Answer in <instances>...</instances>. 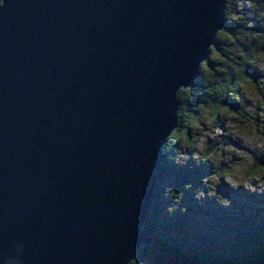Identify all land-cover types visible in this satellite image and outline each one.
<instances>
[{"label":"water","instance_id":"water-1","mask_svg":"<svg viewBox=\"0 0 264 264\" xmlns=\"http://www.w3.org/2000/svg\"><path fill=\"white\" fill-rule=\"evenodd\" d=\"M222 3L4 0L0 264H122L150 245L173 93Z\"/></svg>","mask_w":264,"mask_h":264},{"label":"clouds","instance_id":"clouds-1","mask_svg":"<svg viewBox=\"0 0 264 264\" xmlns=\"http://www.w3.org/2000/svg\"><path fill=\"white\" fill-rule=\"evenodd\" d=\"M221 14L224 23L214 28L211 39L204 45L192 83L179 84L173 93L174 121L159 144V153L165 161L177 166H184L189 160L196 166L209 165L194 187L191 180L185 181L182 189L157 183L158 197H171L164 209L169 214L178 205L181 212L186 211L181 200L183 192L189 189L193 199L215 197L225 207L232 201L217 191L221 183L234 191L243 188L264 194V168L257 167L254 158V155L264 157V0H223ZM225 56H231V60L226 61ZM246 64L254 65L260 73L255 87L245 88L244 84H252L247 79L234 84L243 75ZM214 80H223L228 86V92L236 99L234 110L223 105L222 88L217 89L214 99L201 96V86ZM223 169H228V173L224 174ZM212 172L216 177L210 175ZM212 184L216 185L214 192L210 191ZM144 247L135 249L122 264L133 259L139 264H150ZM15 248L19 253L23 243L18 242ZM3 264H20V257H9Z\"/></svg>","mask_w":264,"mask_h":264},{"label":"trees","instance_id":"trees-1","mask_svg":"<svg viewBox=\"0 0 264 264\" xmlns=\"http://www.w3.org/2000/svg\"><path fill=\"white\" fill-rule=\"evenodd\" d=\"M225 60H231V56H225ZM244 79L255 81L252 64L245 65L243 75L234 84L241 83ZM219 88L224 91L223 105L231 106L230 110H234L236 99L228 92V86L224 85L223 80L203 84L200 89L201 96L214 99ZM233 91L238 89L233 88ZM201 175L199 169L190 170L187 166H177L162 157L156 172V185L158 182L169 183L182 189L183 183L191 180L194 187L199 183ZM156 185L152 208L143 226L151 238L150 245L143 249L144 255L150 257V264L162 263L170 256H175L186 264H264V216L246 219L244 229L226 234L219 240L210 239L202 236L201 232H193L186 222H181L179 216L177 218L179 210L178 213L173 214L174 217H170L164 210L169 202L164 203L163 199L158 197ZM184 203H187L186 200ZM177 227L182 234L173 231V228ZM197 235L205 240L202 244L191 242V239H195ZM130 264H139V262L133 259Z\"/></svg>","mask_w":264,"mask_h":264},{"label":"rangeland","instance_id":"rangeland-1","mask_svg":"<svg viewBox=\"0 0 264 264\" xmlns=\"http://www.w3.org/2000/svg\"><path fill=\"white\" fill-rule=\"evenodd\" d=\"M255 81L251 85L244 84L245 88H251L256 86L257 77L260 75L258 69L253 65ZM257 91L259 88L257 87ZM254 155V154H253ZM257 160V167L264 168V157H255ZM192 164V167L188 165ZM187 166L190 170L199 169L200 172L205 174L209 168V165L201 164L196 166L193 161L189 160ZM223 173L227 174L228 169H223ZM212 177H216V173L212 172L210 174ZM207 179V178H205ZM215 184L210 186V191H215ZM217 191L231 199V205L228 207L220 205L215 197L205 196V198L197 201L193 199L192 190H186L183 192V197L181 200V205L186 207V211L181 212L179 210V205L176 210L168 215L174 217V213H178L177 218L181 222H186L193 232H201L202 236L207 238L221 239L226 234H230L233 231H240L245 228V220L248 218H259L264 216V194H257L255 192L244 190L243 188L239 190H232L227 184L221 183L217 186ZM186 198V199H185ZM189 198V199H188ZM186 200V204L184 201ZM164 203H170L171 197L163 199ZM176 218V217H175ZM179 223V222H178ZM180 224V223H179ZM173 231L182 234L179 228H173ZM205 240L201 236H196L195 239H191V242L196 244H202ZM157 264V263H153ZM159 264H186L179 258L175 256H170L165 258V261Z\"/></svg>","mask_w":264,"mask_h":264},{"label":"snow or ice","instance_id":"snow-or-ice-1","mask_svg":"<svg viewBox=\"0 0 264 264\" xmlns=\"http://www.w3.org/2000/svg\"><path fill=\"white\" fill-rule=\"evenodd\" d=\"M4 3V0H0V5H2Z\"/></svg>","mask_w":264,"mask_h":264}]
</instances>
